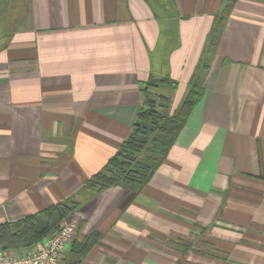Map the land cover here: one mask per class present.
Returning a JSON list of instances; mask_svg holds the SVG:
<instances>
[{"label": "crops", "instance_id": "1", "mask_svg": "<svg viewBox=\"0 0 264 264\" xmlns=\"http://www.w3.org/2000/svg\"><path fill=\"white\" fill-rule=\"evenodd\" d=\"M221 3L0 0V219L79 190L151 75L177 81L176 104ZM208 64L143 189L79 195L75 238L98 235L82 263L264 264V0H232Z\"/></svg>", "mask_w": 264, "mask_h": 264}, {"label": "trees", "instance_id": "2", "mask_svg": "<svg viewBox=\"0 0 264 264\" xmlns=\"http://www.w3.org/2000/svg\"><path fill=\"white\" fill-rule=\"evenodd\" d=\"M229 8L221 4V13L213 18L212 31L207 36L199 63L176 104L173 98L178 83L169 76L151 75L140 83L143 98L130 132L101 169L82 185L80 194L88 193L90 197L116 185L138 193L148 183L203 93L202 83L209 66L208 55L210 51L214 52L221 34L223 17ZM80 202L68 197L16 221L0 222V250L34 245L46 233L57 230L63 219L73 213ZM97 239L98 235L95 233L75 238L66 264L82 263Z\"/></svg>", "mask_w": 264, "mask_h": 264}, {"label": "built area", "instance_id": "3", "mask_svg": "<svg viewBox=\"0 0 264 264\" xmlns=\"http://www.w3.org/2000/svg\"><path fill=\"white\" fill-rule=\"evenodd\" d=\"M78 224V215L69 214L57 230L46 233L34 245L21 249H1L0 264H66Z\"/></svg>", "mask_w": 264, "mask_h": 264}, {"label": "rangeland", "instance_id": "4", "mask_svg": "<svg viewBox=\"0 0 264 264\" xmlns=\"http://www.w3.org/2000/svg\"><path fill=\"white\" fill-rule=\"evenodd\" d=\"M231 3H232V0H222V3L221 4H224V5H227V7H230L231 6ZM218 13H221L220 12V9H217L216 10V12L212 15V17L214 18L215 17V15H217ZM173 41V40H172ZM173 44H174V41H173ZM187 84V83H186ZM91 177V176H90ZM89 177V178H90ZM88 180V179H87ZM82 188V186L79 188V190H77V191H75L74 193H72L71 195H69L68 197H73L75 200H81V197H79V195L81 196L82 194H80L79 193V191H80V189ZM83 193V192H82ZM88 195V193H84V197H86ZM68 197H66V198H68ZM66 198H64V199H66ZM63 199V200H64ZM7 205V204H6ZM47 207V206H46ZM5 208H6V206H5ZM45 208V207H44ZM40 210V209H39ZM73 213H76L77 215H78V217L80 216L78 213H77V211L76 210H74L73 211ZM27 215H30V214H27ZM27 215H25V216H27ZM20 217H22V216H20ZM19 218V216H16V217H14V216H12V215H10V216H5L4 217V219L5 220H2L3 218H1L0 219V222H9V221H16L17 219ZM80 220H81V218L79 217V224H80ZM79 224H78V226H79Z\"/></svg>", "mask_w": 264, "mask_h": 264}]
</instances>
